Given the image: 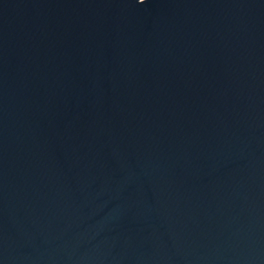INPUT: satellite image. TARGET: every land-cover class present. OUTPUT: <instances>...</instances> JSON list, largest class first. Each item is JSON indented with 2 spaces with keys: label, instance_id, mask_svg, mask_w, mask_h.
I'll return each mask as SVG.
<instances>
[{
  "label": "water",
  "instance_id": "1",
  "mask_svg": "<svg viewBox=\"0 0 264 264\" xmlns=\"http://www.w3.org/2000/svg\"><path fill=\"white\" fill-rule=\"evenodd\" d=\"M0 264H264V0H0Z\"/></svg>",
  "mask_w": 264,
  "mask_h": 264
},
{
  "label": "clouds",
  "instance_id": "2",
  "mask_svg": "<svg viewBox=\"0 0 264 264\" xmlns=\"http://www.w3.org/2000/svg\"><path fill=\"white\" fill-rule=\"evenodd\" d=\"M140 2H141V3H143V2H144V0H140Z\"/></svg>",
  "mask_w": 264,
  "mask_h": 264
}]
</instances>
